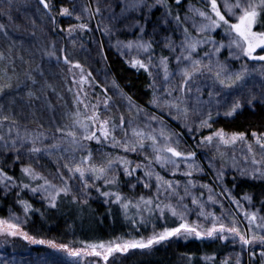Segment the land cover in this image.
Masks as SVG:
<instances>
[{
    "label": "trees",
    "instance_id": "1",
    "mask_svg": "<svg viewBox=\"0 0 264 264\" xmlns=\"http://www.w3.org/2000/svg\"><path fill=\"white\" fill-rule=\"evenodd\" d=\"M47 2L51 8L46 10L39 4V0H11L10 4L9 0H0V24L5 26V30L0 31V53L5 56L4 60H0V77L6 69L7 74L13 77L14 84L17 78L22 81L18 89L14 87L0 95V116L9 117V120L3 123L7 130L3 135L6 138L9 136V124L15 120L14 131L11 133L13 138L16 136L14 132L18 131L20 136H39L40 140L45 137L46 143H53L55 147L66 144L55 132L56 127L68 125L70 128L73 114L77 110L81 112L82 119L85 115H91V105L100 104L101 119L112 118L116 124H119L121 115L125 120L132 121L142 114H152L150 110H153L154 90L151 72H159L162 68L161 57H168L170 60L171 56L168 48L152 38V29L160 27L167 31L171 38L179 41L184 36L185 26L182 17L187 6L201 7L209 14L211 11L210 7L200 0H182L179 6L175 4V0H165V5L147 0L153 7L135 11H125L124 0H114L113 11L119 12L116 16L119 20L115 26L116 35L102 36L99 35L89 13L81 20H77L75 15L67 17L59 15L61 7L72 10L74 0ZM169 11L171 15H168ZM177 13L181 17L179 23L175 20ZM261 20L264 21V15ZM80 23L87 24V30L79 29L77 25ZM70 28L74 30L69 34ZM224 36L225 28L221 27L211 36L197 35L194 38L215 40L218 43ZM138 39L151 44L148 51L142 49V61L148 66V71L134 68L122 54L127 41ZM65 56L68 57L69 63H65ZM76 63L82 66L84 77L89 81L83 85L87 95L79 91L81 87L79 83H73L74 80L79 81L81 78V69L74 67ZM89 72L92 74L91 77L88 76ZM28 75L35 80L34 84L27 78ZM5 82L4 79H0V84ZM105 88L111 105L106 112L103 110ZM30 91L33 93L32 97L28 96ZM77 94L89 105L87 113L84 104L77 106L74 103ZM129 97L135 106L143 110L139 115L136 107L129 110L127 99ZM95 98L98 99L97 103H94ZM169 122L171 121H166L165 124L174 130L175 127ZM211 125L210 129H202L201 134L223 129L224 132L244 133L248 138H252L253 132L264 133V106L260 103L246 105L233 116L213 113ZM123 132L117 129L114 134L120 139ZM87 143L86 150L92 152L93 159L99 151L98 144L95 141ZM180 149L186 153L190 152L184 143L180 144ZM20 153H23V159L19 158V161H16V154L13 151L5 152L0 148V168L14 178V182L7 187L0 185V218H7L10 215L18 217L25 233L46 243L35 244L19 238L6 239L3 245L0 244V253L4 255L11 256L15 253L22 257L29 256L34 260L32 264H37L36 259L41 257L46 258L51 264H77L64 254L50 249L47 242L53 241L57 245L78 248H86L88 245L101 242L107 245L117 239L120 242L142 239L146 242L154 233H159L166 227H178L181 222L190 225L194 223V210L189 204L187 206L190 215L188 214L184 221L167 211L163 219L159 212H156L151 216L145 213L141 221L135 208L129 209L126 218L120 204L112 202L115 197H106L101 194L102 192H118L133 203L141 196L154 200L156 196L141 184L130 188L132 178L125 177L121 172L117 173L115 184L105 185L104 182H97L86 193L83 191L78 194L67 186L70 189L69 193L67 195L60 193L54 201L55 207H52L53 202L48 192L31 191V188L43 185L45 180H32L21 172L22 167H31L32 161L29 159L31 154L29 155L25 149ZM50 156L52 158L56 155ZM35 172L40 176L42 174L57 188L65 186L56 179V176H59L58 170L52 177H48L46 171ZM224 183L235 199L248 205V211L256 212L258 217H264L263 178H247L228 172ZM24 184H28L29 188L25 189ZM97 188L100 191H97ZM245 196L251 199H244ZM20 201L30 206L27 213ZM157 202L163 203L161 198ZM253 247L256 253L251 264H262L259 256L260 246ZM246 252L238 240L233 242L218 238L197 239L194 235L181 234L159 244H153L150 248H135L127 252L114 253L109 257L108 264H224L225 261L232 264L234 258H240L243 264H246ZM205 257L214 259L205 260Z\"/></svg>",
    "mask_w": 264,
    "mask_h": 264
},
{
    "label": "snow or ice",
    "instance_id": "2",
    "mask_svg": "<svg viewBox=\"0 0 264 264\" xmlns=\"http://www.w3.org/2000/svg\"><path fill=\"white\" fill-rule=\"evenodd\" d=\"M157 4L165 5V0H156ZM182 0H175V4L179 6ZM11 0H9V4ZM207 3L210 5L211 14L194 9L193 11L198 12L199 16L208 23L200 24L197 32L198 33H208L213 32L221 27L225 28L226 35L230 36L229 43L227 47L231 50L233 46L242 53L244 57H247L250 60L264 61V55L256 54L257 49L264 52V31L257 32L254 31V26L258 23V20L264 15V0H234V2H229L225 0V10L226 14L230 18H234L235 22H230L229 18H226L225 14H222L220 8L217 6V0H207ZM39 4L43 5L44 9H50L51 5L47 0H39ZM153 5L148 4L147 0H124V10H141L143 8H151ZM88 11V9H84ZM99 6H97L96 13L99 14ZM75 8L72 10L61 7L59 10V15L62 17L74 15ZM91 18V13H89ZM168 15H171L169 11ZM77 20H81L80 15H76ZM177 23L181 21L180 15L177 13L175 16ZM55 24V20L53 19ZM77 27L81 30H87L88 26L85 23H80ZM5 26L0 24V31H4ZM73 28L69 29V34L73 31ZM107 31V29H106ZM143 32V28H141ZM231 33H234V36H231ZM7 33L5 32V35ZM184 39L180 44V55L176 57L177 62V74L181 77L182 83L179 86V90L182 93L180 97H174L173 101H165V105L169 108V114L171 110L175 109L177 116L183 115L185 120L188 117V108H181V104H186L184 100V95L191 92V85L195 81V78L200 75H204L205 72L209 73L213 84H218L220 86V92L208 93L209 97L219 96L224 90H231L234 87L239 86L246 78L248 74L247 67H242L239 71H231L226 63H221L216 61L215 63L211 62V56L220 52L221 48L225 47L223 43H220L217 46L215 40L204 39V40H195L189 36L188 28L183 29ZM165 47L170 51H175V44L168 38H165ZM204 43H212L214 48L211 52H205V57H208L209 63L204 64L203 58L195 59L194 54L197 53L198 46ZM139 49L148 51L151 48L150 43L137 42L135 45ZM128 48H132L133 44L130 42L127 45ZM11 53V49H9ZM230 55L232 53L230 52ZM237 58H239L237 56ZM5 56L3 53H0V60H4ZM69 59L65 56V63H69ZM132 66L138 69H144L148 71V66L141 60H133ZM168 57H161L160 65L165 73V81L169 79L168 75ZM75 68L81 69V78L79 81H73V83H79L81 86L79 91L83 92L84 84H88L89 81L84 77L83 68L79 63L74 65ZM91 73H88V76L91 77ZM27 78L32 80L31 75H28ZM0 79H4L6 82L0 84V95H3L6 91L15 88H19L22 81L19 78L16 79L15 84L13 83V77L7 74V70H4L3 76ZM33 84L35 80H32ZM197 92L200 91L199 88L196 89ZM105 94V99L103 100V110L106 112L110 108V97L107 96V89H103ZM168 96H172V90H166ZM87 95V93H85ZM29 97L33 96V93L30 91L28 93ZM128 99L129 110L133 107L137 109V115L143 112L142 109H139L138 106H135L131 101V98ZM255 97H252L248 102L251 104L252 100ZM199 103V97L196 98ZM74 103L78 106L84 104L85 113L89 109V105L85 103L83 99L77 94ZM152 103L157 107H160V101L157 99L155 92L153 95ZM241 100L234 99L231 104L227 107L224 112L225 116H233L238 109L241 108ZM91 115H85L84 118H81V112L77 110L73 114V122L71 127L68 125L57 126L55 132L59 134L60 139L65 140L69 145H71L75 150H83L86 145L82 144V140L86 141H95L96 143H110L114 148L120 147L124 152H138L144 151L146 148H150L152 152V158L145 157L148 160L147 164H138L135 168L131 167V161L125 159V157L117 156L115 159H109L106 164L103 166L93 165L91 162V152L87 156H82L81 160L75 166L71 164H65L64 167L68 169V172L75 176L79 174L80 180L83 182V188L85 193L87 190L92 187L96 181L103 180L105 185L115 184L117 182V177L115 175H109V172L113 171L118 165L123 167L124 174L126 176H132L138 170L144 171V176L148 180H142L138 178V183H142L145 188L150 187L149 181L152 176L155 175L156 179V199L145 198L141 196L139 200L133 203L132 200L126 199L121 196L118 192H102L101 194L108 197L114 196L115 200L113 203L120 204L122 210L125 213L127 218L130 208H135L136 214L141 217V221L144 219V214L147 213L149 216L154 215L156 212H159L160 217L163 219L165 212H170L172 216L179 217L182 221L185 220V213L188 211L187 204L184 203V200L191 196L192 205L200 209L198 217H203L205 221L210 219L211 224L208 227H203L199 223L195 225H190L187 222H181L178 227L173 228H164L163 231L159 233H154L151 237L145 242L143 239L139 241H124L120 242L119 239L116 241L109 242L107 245L105 243L91 244L86 246L85 249H72L68 245L60 244L57 245L53 241H48V245L52 248H59L65 252L70 257H81V256H94L100 257L105 262L108 261L109 257L116 252H127L129 249H145L150 248L153 244H159L162 241H166L171 237L179 236L181 234L186 236L194 235L197 239L201 238H218L220 240H226L229 237L232 238L233 242H236L238 239L239 244L243 248H253V251L250 253V256H255L254 247L256 245L260 246L259 256L264 264V217H258L256 212L244 211L242 214L247 219L248 229L246 232H242L238 226L236 220H231L228 223L223 222L222 217H217L213 212L205 211V204L201 201L199 197L192 195L191 189L196 187L195 182L192 179H188L184 185V195H180L178 189L180 187L179 181H169L164 180L159 174H156L153 170V164H158L162 168H168L171 166V174L175 175L176 171L180 168V163H184L186 166V171L182 174L186 177H192L194 172L201 171L198 165L195 164V152L184 153L177 150V147L174 146L178 144V134L169 133L166 130V126L163 124V121L158 120L156 117H149V123L145 125L146 128L151 127V121H157L160 124L159 132L153 128L151 132H145L141 129L132 126L131 120H125L124 116L121 115L119 118V124H116L112 118L101 119L100 113V104L91 105ZM198 112V109L196 110ZM219 114V113H217ZM176 119L177 117H173ZM8 116H0V127L3 126L5 121H8ZM212 113L209 111L207 118L201 117L199 125L196 130L199 131L204 128H211ZM16 124L15 120H12L9 124L8 132L9 136L6 138L3 135H0V148L5 152L13 151L16 154V161H19L20 150L25 147L26 144H31V147L27 149L30 154H38L46 149H42L37 146L40 137L38 136H20L19 132H16L15 138L11 136L13 127ZM191 133L192 128L185 123L183 125ZM117 129L124 131L123 139L118 140L113 134ZM128 129H131V136L128 135ZM255 144L259 147L262 153H264V133L252 134ZM146 141L150 142L146 144ZM246 141V135L244 133H232L227 134L223 129H218L211 132L209 135L202 137L199 141L200 147L205 146H215L217 153L219 154L220 159L227 163L224 159L226 156L225 152L220 151L221 146H232L237 142ZM19 143V147L17 146ZM55 147V145H53ZM247 151L251 154V163L252 165L258 166L254 170V174L258 173L260 177L264 178V158L257 160L255 152L253 150L252 144H248ZM179 158V159H177ZM215 159V157L213 158ZM233 165L235 166V157H232ZM209 167H213V163L209 161ZM241 174H246L245 170L241 169ZM21 172L28 176L32 180L44 179L45 182L43 185L38 187L31 188L33 193H37L41 190L49 193L50 200L53 202L52 207H55L54 201L60 193L67 195L70 189L67 187V182L65 181V186L57 188L55 185L47 181L43 176L37 174L30 166L22 167ZM92 176L94 179L92 184H89L86 177ZM221 173H218V177ZM61 179L63 177L61 176ZM14 182L12 176H8L3 168H0V185L7 187L9 184ZM25 189L29 188L28 184H24ZM134 188L135 185H132ZM200 187L206 188L210 193L208 196V203L216 204L217 201L214 196L211 194L212 189L208 185H201ZM97 191H100L97 188ZM19 195V194H17ZM203 195V194H201ZM161 196H166V198L171 199L172 197L177 198V205L171 203H162L157 202ZM75 199V198H74ZM244 199H251L250 197L245 196ZM20 203L24 206V211L27 213L30 206L23 201ZM232 203L239 206V201L232 200ZM222 207V206H221ZM228 215H231L230 213ZM0 235L4 236H22L24 239L29 240L31 243L35 244H44V240H36L35 238L29 236L27 233H24L20 229V221L18 217H12L9 220L0 219ZM205 260H212L213 257H205ZM227 264V261L224 262ZM236 264H240L239 258H237Z\"/></svg>",
    "mask_w": 264,
    "mask_h": 264
},
{
    "label": "rangeland",
    "instance_id": "3",
    "mask_svg": "<svg viewBox=\"0 0 264 264\" xmlns=\"http://www.w3.org/2000/svg\"><path fill=\"white\" fill-rule=\"evenodd\" d=\"M152 1L157 3L156 0H152ZM200 1L204 5H208V7H210V5L207 3V0H200ZM229 2H234V0H229ZM224 4H225V0H217V6L220 8L222 14H225L226 18L230 19V22H235L234 18H230L227 16ZM97 6H99L100 9L99 14L96 13ZM114 7H115L114 0H74V6H73V8H75V12H74L75 16L80 15L81 17H86L88 13H91L92 20L94 21L98 29V33L99 35L102 36L103 35L107 36L109 34L116 35L115 26L119 21L116 19V16H118L119 12L117 11L114 12L113 11ZM86 8L88 9V11H84V9ZM194 9L204 11L201 7L187 6L185 10V14L182 17L184 26L188 28L189 36L192 39H195L194 37L197 35L211 36L214 31L208 33L197 32L199 25L203 23H208V21L200 17L198 12L193 11ZM258 27H261V29L259 30ZM262 29H264V21H262L260 18L258 20V23L254 26L253 30L257 32H261L264 31ZM190 33L192 35H190ZM151 34H152V38L160 45L165 47V42H166L165 38H168L174 42L176 47H175V51H171V56L169 60L170 62L168 64L169 79L165 81L164 78L165 73L163 68H161L159 72L158 71L151 72V82H152L153 90L155 92L157 99L160 101V107H157L152 103L153 110H150L152 114L146 113L138 116V118L132 120V126L141 129L146 133L151 132V130L155 128L158 133L160 129V124L157 123V121H151V127L148 128L145 127V125L149 123V117L152 116L155 117L156 115L157 117L163 119L165 122L171 121L169 123L173 127H175L176 130L169 128L163 120L156 117L158 120L163 121V124L166 126V130L169 133L178 134V144L174 145L177 147V150L184 152L185 150L183 151L180 149V144L184 143V145H186L189 148L190 152L196 153L195 164L199 166L201 171L194 172L192 177L190 178L186 177L182 174L187 170L184 163H180V168L178 171H176L175 175L171 174V166H168V168H162L160 165L154 163L152 166L153 170L156 174H159L161 177H163L164 180L179 181L180 187L178 191L180 195H184V185L186 181L188 179H192L195 182L196 187L191 189V193L192 195L199 197L201 201L204 202L206 212H213L217 217H222L223 222L225 223H228L234 219L238 222V226L240 230L242 232H246L248 229V222L242 213L244 211H248L247 210L248 205L234 198L231 191L225 186L224 179L227 176L228 172H232L234 174L247 178H254V177L262 178L259 176L258 173L254 174V170L258 166L252 165L251 154L248 153L247 146L248 144H252L257 160L264 158V153H262L259 147L255 144L253 137L248 138L246 136V141L244 142L238 141L235 145L228 147L221 146L220 151L226 153L224 159L227 161V163H224L220 159L215 146H205V147L199 146V141L202 139V137L209 135L211 132L215 130L211 131L208 134L202 135L201 134L202 129L197 131L196 128L199 125L200 118L201 117L207 118L209 111H211L212 114L219 113L224 115V112L226 111L227 107L231 104L232 100L234 99L241 100V105H242L241 107H244L246 105L251 106L255 103H260L264 106V61L250 60L247 57H244L242 53H240V51L236 49L234 46L230 50L227 47L230 36L229 35L224 36L221 42L217 43V46L220 43H223L225 47L221 48L219 53L211 56V62L215 63L216 61H219L221 63H226L231 71H239L242 67H247L248 74L246 75L245 80L239 86L234 87L231 90H224L221 92V95L219 96L214 95L211 98L209 97L208 93L210 91L220 92L221 91L220 86L218 84L216 85L213 84V80L210 74L207 72H205L204 75L197 76L195 78V81L191 85V92L184 95V100L187 103L180 105L181 108L184 107L188 108V117L187 120H185L183 115L177 116V112L175 109H172L171 114H169V108L165 105V101H173L174 97H180L182 95V93L179 90V86L181 85L182 80L181 77L177 74L178 66L176 62V57L180 55L179 46L181 44V41L184 39V36L181 40L176 41V39L170 37V34L167 31L161 29L160 27H156L152 29ZM234 35H235L234 33H231V36ZM130 42L133 44L132 48L127 47V45ZM137 42H143V40L138 39L133 41H127V43H125L124 49L122 50V54L124 58L129 63H131L133 60L136 59H139L141 61L143 60L142 49H139L135 46ZM213 48L214 45L212 43H204L199 45L197 49V53L194 54V58L195 59L203 58V63L208 64L209 59L208 57H205L204 54L205 52H211ZM230 52L232 53V55H230ZM256 54L264 55V52L257 49ZM237 56L239 58H237ZM197 88L200 89L199 92L196 91ZM166 90H172V96H168L166 94ZM82 93H86L85 89ZM197 97H199V103L196 100ZM252 97H255V99L252 100V103L250 104L248 101ZM97 102L98 99L95 98L94 103ZM197 109L198 112L196 111ZM173 117H177V118L174 119ZM185 123H187L193 129L191 133L187 130V128L183 126ZM5 131H7L6 128H4L3 126L0 127V135H4L6 133ZM16 132L17 131H15L14 133L16 134ZM225 133L232 134V132H225ZM128 135L131 136V129H128ZM179 135H181V137ZM123 137H124V132L122 133V137L120 139H123ZM46 141L47 139L45 137H42V140L38 141L37 143L38 147H41L42 149H46V151H42L41 153L30 155L27 149L31 147V144H26L25 147L20 150L23 151L25 149L29 153L30 155L29 159L32 161L31 168L34 171H41V173L42 171L43 172L46 171L48 177H52V175L58 170L59 176H56V179L58 181L60 180L61 184L65 185V181H66L67 186L71 187V189H73V191L77 192L78 194L85 191L83 188V182L79 178V174L72 176L68 172V169L64 167V165L71 164L72 166H75L80 162L82 156H87L89 153L87 151L88 141L86 140L81 141L82 144L86 145V147L82 151L75 150L67 142L64 146L58 145L57 147H53V143L52 144L46 143ZM149 143L150 142L146 141V144ZM17 146L19 147V143ZM98 147H99V151L96 152L97 154L95 158L92 159V154H91L92 164L98 167L103 166L104 164L107 163L109 159H115V157L117 156L125 157V159H127L128 161H131L132 162L131 167L133 168H135L136 165L138 164H147L148 160L145 159L146 156L152 158V152L150 148H146L144 151H138L133 153V152H124L123 149L120 147L114 148L110 143L107 142L99 143ZM55 148H58L59 150ZM54 152H57V154H54ZM124 153H128V155ZM20 154H21L20 158H22L23 153ZM129 154L133 156L131 157ZM50 155H56V156L51 158ZM233 156L235 157V166L233 165V161H232ZM214 157L215 159H213ZM210 160L213 163V167H209ZM241 169L245 170L246 174L242 175L240 171ZM119 172H121L127 178H132V181L129 184L130 188H133L132 185H137V184H141L143 186L142 183H138V178L142 180H148V178L144 176V171L142 169L135 172L132 176H126L124 174L123 167H120L119 165L115 169H113V171L109 172V175L116 176L117 173ZM218 173H221L219 177H218ZM61 176L63 177V179L60 178ZM86 179L89 184H92L94 178L89 175L86 177ZM97 182L103 183L104 181L103 180L96 181L93 186H95ZM149 183H150V187L146 189H150L153 195L155 196L157 191L155 175L152 176ZM201 185H208L212 189L211 194L216 199L217 201L216 204H211L207 202L210 193L206 188L200 187ZM160 198L163 201V203H171L173 205H177L178 203L176 197H172L171 199H168L166 198V196H161ZM233 199L239 201V206L237 204L232 203ZM184 203L192 206L194 210L193 225L199 223L203 227L210 226L211 224L210 219L208 221H205L203 217H198V213L200 209L192 205L191 196H188L184 200ZM248 212H252V211L250 210ZM229 213L231 215H228ZM188 214L189 212L187 211L185 213V217H188ZM12 217L15 216L10 215L7 218H0V219L9 220ZM20 229L22 232H24V230L22 229V224H20ZM15 238L22 239L26 242L29 241L19 235L15 237L0 235V244L3 245V243L6 242V239H15ZM226 240H232V238L229 237ZM69 248L85 249V248L70 247V246ZM50 249L60 254H64L65 256H67L68 259L74 261L77 264L78 263L108 264V261L105 262L100 257L86 256V255L81 257H70L67 254V252L59 248L50 247ZM245 249L247 251L246 264H251V260L254 257L250 256V253L253 251V249L251 248H245ZM254 251L256 253V250ZM116 253H122V252H116ZM36 260H38L36 262L37 264H51L50 262L46 261V258L41 257ZM33 261L34 260H32L29 256L22 257L19 254H15V253L14 255L8 256L0 253V264H32L31 262ZM239 261L240 264H243L240 258ZM236 262H237V258L232 259V264H236Z\"/></svg>",
    "mask_w": 264,
    "mask_h": 264
}]
</instances>
